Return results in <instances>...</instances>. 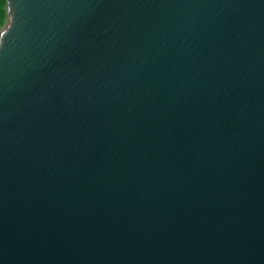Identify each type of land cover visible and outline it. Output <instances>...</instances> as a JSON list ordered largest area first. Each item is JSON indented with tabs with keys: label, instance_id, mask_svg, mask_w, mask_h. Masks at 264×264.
<instances>
[{
	"label": "water",
	"instance_id": "1",
	"mask_svg": "<svg viewBox=\"0 0 264 264\" xmlns=\"http://www.w3.org/2000/svg\"><path fill=\"white\" fill-rule=\"evenodd\" d=\"M0 264H264V0H6Z\"/></svg>",
	"mask_w": 264,
	"mask_h": 264
},
{
	"label": "trees",
	"instance_id": "2",
	"mask_svg": "<svg viewBox=\"0 0 264 264\" xmlns=\"http://www.w3.org/2000/svg\"><path fill=\"white\" fill-rule=\"evenodd\" d=\"M8 22L7 1L0 0V32Z\"/></svg>",
	"mask_w": 264,
	"mask_h": 264
}]
</instances>
